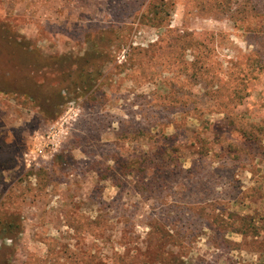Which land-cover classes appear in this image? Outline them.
<instances>
[{
    "label": "rangeland",
    "instance_id": "374dc122",
    "mask_svg": "<svg viewBox=\"0 0 264 264\" xmlns=\"http://www.w3.org/2000/svg\"><path fill=\"white\" fill-rule=\"evenodd\" d=\"M0 264H264V0H0Z\"/></svg>",
    "mask_w": 264,
    "mask_h": 264
},
{
    "label": "built area",
    "instance_id": "2783aa9c",
    "mask_svg": "<svg viewBox=\"0 0 264 264\" xmlns=\"http://www.w3.org/2000/svg\"><path fill=\"white\" fill-rule=\"evenodd\" d=\"M74 113V106H73V103H70L69 106H68V114L69 113ZM63 122H65V120H63ZM52 143V142H51ZM54 143V142H53ZM52 143V144H53ZM42 152V151H41Z\"/></svg>",
    "mask_w": 264,
    "mask_h": 264
},
{
    "label": "trees",
    "instance_id": "16d2710c",
    "mask_svg": "<svg viewBox=\"0 0 264 264\" xmlns=\"http://www.w3.org/2000/svg\"><path fill=\"white\" fill-rule=\"evenodd\" d=\"M161 168H163V166Z\"/></svg>",
    "mask_w": 264,
    "mask_h": 264
}]
</instances>
